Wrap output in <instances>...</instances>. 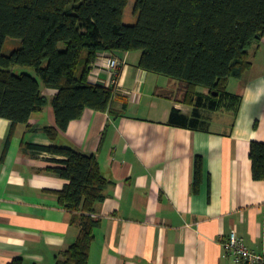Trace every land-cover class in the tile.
<instances>
[{"label":"crops","instance_id":"obj_1","mask_svg":"<svg viewBox=\"0 0 264 264\" xmlns=\"http://www.w3.org/2000/svg\"><path fill=\"white\" fill-rule=\"evenodd\" d=\"M252 50L251 68L226 84L241 98L237 112L212 113L208 132L167 125L173 108L192 107L176 81L138 67L140 52H102L121 62L113 75L97 63L88 76L115 93L109 110L86 109L55 140L45 132L55 127L54 91L43 89L48 104L16 128L5 153L10 122L0 119V264H58L78 235L56 195L68 181L50 171L62 157L26 144L94 155L109 182L92 214L88 264H236L223 249L231 232L264 253V181L249 159L251 142H264V37Z\"/></svg>","mask_w":264,"mask_h":264},{"label":"trees","instance_id":"obj_2","mask_svg":"<svg viewBox=\"0 0 264 264\" xmlns=\"http://www.w3.org/2000/svg\"><path fill=\"white\" fill-rule=\"evenodd\" d=\"M128 1L0 0V119L10 122L4 153L16 128L48 104L43 89L55 92L50 101L55 127L45 129L52 140L86 109L109 110L112 89L88 81L102 52H140V69L179 84L180 100L192 111L185 115L173 108L171 127L208 132L212 113L237 112L241 98L229 93L226 84L252 66L250 51L264 37V0H136L138 18L132 26L123 23ZM7 38L21 45L3 54ZM25 146L62 157L52 160L58 167L50 171L68 181L56 195L78 235L56 262L88 264L99 224L92 214L109 185L96 157L69 147ZM249 159L253 179L264 181V142H251ZM200 171L196 158L194 191ZM10 264L23 260L14 258Z\"/></svg>","mask_w":264,"mask_h":264},{"label":"built area","instance_id":"obj_3","mask_svg":"<svg viewBox=\"0 0 264 264\" xmlns=\"http://www.w3.org/2000/svg\"><path fill=\"white\" fill-rule=\"evenodd\" d=\"M109 75L115 74L121 66V62L111 55L99 53L93 65L96 64ZM118 87L119 84L117 83ZM115 93H113V98ZM225 255L230 257L236 264H264V253H256L250 250L242 239L231 232L228 239L223 243Z\"/></svg>","mask_w":264,"mask_h":264},{"label":"rangeland","instance_id":"obj_4","mask_svg":"<svg viewBox=\"0 0 264 264\" xmlns=\"http://www.w3.org/2000/svg\"><path fill=\"white\" fill-rule=\"evenodd\" d=\"M135 1L136 0H129L127 7L125 8L124 16H123V23L125 25L132 26V25L136 24V22H137L138 14L134 10ZM20 45H21L20 40L14 39V38H7L5 43H4L2 52H3V54H9L10 52L19 48ZM64 47L65 46L63 44L59 45V49H61V50L64 49ZM252 52H253V50L250 51V54ZM30 72L33 76H35L33 71L30 70ZM47 91H49V90H47Z\"/></svg>","mask_w":264,"mask_h":264}]
</instances>
